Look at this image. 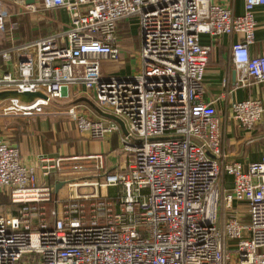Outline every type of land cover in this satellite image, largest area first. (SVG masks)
Listing matches in <instances>:
<instances>
[{
  "label": "built area",
  "instance_id": "built-area-1",
  "mask_svg": "<svg viewBox=\"0 0 264 264\" xmlns=\"http://www.w3.org/2000/svg\"><path fill=\"white\" fill-rule=\"evenodd\" d=\"M232 1L41 0L67 11L66 29L14 43L13 12L0 0V92L43 95L5 99L0 116L56 115L51 101L71 88L126 132L84 101L60 112L92 140L116 137L112 169L104 152L41 154L26 165L0 135V197L9 200L0 201V264H264V157L229 160L221 117L203 99L210 47L201 34L240 35L229 50L235 85L264 82V54L249 53L251 10L264 0H243L238 16ZM126 54L136 69L103 72L99 60ZM229 111L247 130L263 113L256 98L233 100ZM38 169L66 193L38 184Z\"/></svg>",
  "mask_w": 264,
  "mask_h": 264
},
{
  "label": "crops",
  "instance_id": "crops-1",
  "mask_svg": "<svg viewBox=\"0 0 264 264\" xmlns=\"http://www.w3.org/2000/svg\"><path fill=\"white\" fill-rule=\"evenodd\" d=\"M2 1L13 12L7 23H16L15 30L12 31V34L16 36L13 37L14 43L65 30L68 24L66 10L62 8L43 9L40 7L41 0H33V2H30L31 0ZM27 5L37 7L36 12L31 11L29 7L27 8ZM232 5V11L235 15H242L245 12L243 0H233ZM251 11L256 26L253 31V42L249 45V53L261 55L264 54V5L255 6ZM239 38L240 35L235 33L222 35L214 41L207 34L199 36L200 43L210 47L203 76V99L205 102L214 101L215 109L221 117L224 129V146L229 156L228 159L249 163L264 157V82L251 80L246 86L235 85L237 76L229 50L231 43L238 41ZM71 91V88H67L61 103H68L75 99L71 98ZM251 98L260 101L263 113L258 124L253 126L251 130H247L236 125L230 117L229 106L233 100L242 101ZM4 102L2 101L0 104H4ZM83 108L81 109L84 110ZM95 113L96 110L90 107L89 114L95 115ZM96 116L98 115L96 114ZM49 120L50 118L45 116H0V135L6 137L18 149L22 162L26 165L38 164V158L41 154L56 158L58 156L88 155L96 152L105 153L106 168L112 169L114 165L120 162V157L114 155L117 147L115 136L104 141H96L92 140L88 134L79 132L74 124L70 125L67 130L57 129L50 125ZM111 157H116V159L109 161ZM37 176L38 184H49L52 187L59 185L55 173L42 176L40 169H38ZM225 179L227 182L230 180L229 177H225ZM60 187L59 185V190L54 193L55 196L66 193L65 186ZM3 198L8 203V197L3 196ZM1 204L4 205L2 202ZM52 207L53 205L48 204V209Z\"/></svg>",
  "mask_w": 264,
  "mask_h": 264
},
{
  "label": "rangeland",
  "instance_id": "rangeland-1",
  "mask_svg": "<svg viewBox=\"0 0 264 264\" xmlns=\"http://www.w3.org/2000/svg\"><path fill=\"white\" fill-rule=\"evenodd\" d=\"M127 24H128V21L125 20L121 23V26H123V28H124L125 25H127ZM133 26H135V25L133 24ZM129 27L130 26L128 25V28ZM130 38H131V42L133 44H136L137 39L134 37V35H132ZM99 62L101 64V68H102L103 72H105V74H109V73L110 74H125L127 72H131L134 69H136L137 64H138V61H136V58L130 57L129 54H126L121 60H118V61H112V60L107 61V60L102 59V60H99ZM64 110H65L64 106L52 105V107L49 109V111L55 113L56 115L45 116L48 119L50 118V120H49L50 125L55 126L57 129L62 128V129L67 130L70 125L74 124L68 117L60 114V112H63ZM71 147H73V146H71ZM112 159H116V157H111L109 159V161H111ZM108 192L110 195H112L113 193L116 192V189L114 187H112L109 189ZM60 195H63V194H60Z\"/></svg>",
  "mask_w": 264,
  "mask_h": 264
},
{
  "label": "water",
  "instance_id": "water-1",
  "mask_svg": "<svg viewBox=\"0 0 264 264\" xmlns=\"http://www.w3.org/2000/svg\"><path fill=\"white\" fill-rule=\"evenodd\" d=\"M30 2H33V0H31ZM40 96H43L40 92L38 93H33V92H21V93H18L16 91H12V90H6L4 92H0V102L4 101L5 99H8V98H16L18 100H20L21 102H31L33 101L35 98H39ZM87 102V104H89L91 107H93V109L96 110L97 114L105 117V118H108V119H112L114 120L115 122H117L121 128V131L124 132V134L126 133L125 132V128H124V124L122 122L121 119H119L118 117H116L115 115L113 114H107L105 112H102V111H99L97 106L95 104H93V102L91 103L90 101H88L87 99L83 98V97H77L76 99H74L73 101L71 102H68V103H61V102H55V101H51V104L52 105H59V106H69V105H75L76 103H81V102ZM60 185V183H59ZM59 185H56L54 186L55 187V192L59 189Z\"/></svg>",
  "mask_w": 264,
  "mask_h": 264
},
{
  "label": "trees",
  "instance_id": "trees-1",
  "mask_svg": "<svg viewBox=\"0 0 264 264\" xmlns=\"http://www.w3.org/2000/svg\"><path fill=\"white\" fill-rule=\"evenodd\" d=\"M17 32V31H16ZM15 32V33H16ZM15 35H13V37H14ZM16 37V36H15ZM14 37V38H15ZM23 41H27V40H23ZM23 41H20V42H23ZM20 42H18V43H20ZM5 206L7 205V204H9V201H8V203H6V200H5V198H3V196L1 197V200H0Z\"/></svg>",
  "mask_w": 264,
  "mask_h": 264
}]
</instances>
